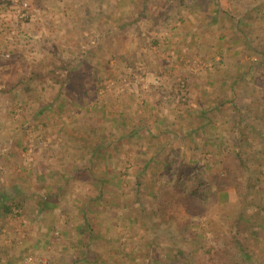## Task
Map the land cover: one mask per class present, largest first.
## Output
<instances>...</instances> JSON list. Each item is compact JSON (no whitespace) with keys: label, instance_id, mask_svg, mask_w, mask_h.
Returning <instances> with one entry per match:
<instances>
[{"label":"rangeland","instance_id":"1","mask_svg":"<svg viewBox=\"0 0 264 264\" xmlns=\"http://www.w3.org/2000/svg\"><path fill=\"white\" fill-rule=\"evenodd\" d=\"M259 58L264 0H0V264H264ZM179 164L211 200L185 237L136 204Z\"/></svg>","mask_w":264,"mask_h":264},{"label":"trees","instance_id":"2","mask_svg":"<svg viewBox=\"0 0 264 264\" xmlns=\"http://www.w3.org/2000/svg\"><path fill=\"white\" fill-rule=\"evenodd\" d=\"M264 65V59H260L257 60L255 62V65L250 66L249 69L252 70L253 68H260ZM247 73H245L243 76H246ZM224 102L221 101V104H223ZM202 114H205V111L202 110ZM144 124H140L137 127L138 132H141L142 130H144ZM236 127V126H235ZM236 129H240V125H237ZM234 129V131L236 130ZM237 132V130H236ZM241 133V132H238ZM241 135L239 134L238 136V140H237V145L240 146L241 143H243L242 139H241ZM150 159H152V162H157L155 157H151ZM170 163H172L171 161L168 163L165 162L162 166L167 167L171 166ZM241 164H243V161H241ZM205 168V166H203V169ZM164 171V170H163ZM162 170L158 173L155 174L156 177H158V179H162L164 177H167L168 175H165V173ZM191 171L189 166H186L184 164H179V166L176 168L175 172L173 174H171V176H169L168 179H166V183L165 185H161L159 186V188H157L156 190H154L153 197L151 198V202H149V205H146L147 207L141 206L140 203H136L138 205L137 209H140L142 211H151L153 212L154 217H156L158 220L156 222V225L159 226L160 224L163 223H167L170 221H173L175 219H177V217L180 215L179 211L181 213V209H184L183 213V217L187 220H184L185 222L183 224H179L177 227V231H179L183 237H185V232L188 230L189 225L188 224L190 221H192L193 219H195V217L197 216V218H200L198 215L200 213H197L195 215L194 211L195 210H201V211H206L207 208L209 207V205L211 204V200H209L208 202H203V200H201V198L197 195V192L193 189V187L189 184L188 179L189 177L193 176L191 174ZM164 173V174H163ZM97 176L93 177V179L97 182V186L100 187L98 194L95 196L90 195V200H99L101 199L106 192V185H105V178L103 177H99L98 179L96 178ZM170 177L172 179H170ZM212 180H208L211 181L209 184V188L207 190V192H209V190H211L212 188H214L213 193L210 195V197L215 198V201L219 200H227L228 199V183L227 180L229 181L227 176H215V174H213ZM186 181V183H185ZM138 182V181H137ZM140 183H138V187L136 188L135 192H134V201H140V196H142V192H141V186H139ZM185 184V185H184ZM104 187V188H103ZM140 187V188H139ZM145 194V192H144ZM181 197V200H177L178 197ZM182 197H184V200H182ZM221 197V198H220ZM211 198V199H212ZM5 196L0 197V216L3 215L4 213H9L11 211V207L8 206V204L5 202ZM89 200V201H90ZM175 202H187L189 204L186 205V203H175ZM184 206V207H183ZM179 214V215H178ZM203 216L205 215L204 212L201 213ZM239 222L242 220H248L245 217V214H241L239 217ZM189 221V222H188ZM155 223V222H154ZM240 246H247L244 242H240ZM187 255V257H189V253L187 251H183L182 254ZM242 254H244L243 259H247V258H252V255H247L246 251H243ZM217 259L219 260L220 256L217 254ZM134 261H136V258L134 257ZM217 261V260H216ZM201 264H204L203 262H201ZM219 264V263H216Z\"/></svg>","mask_w":264,"mask_h":264},{"label":"crops","instance_id":"3","mask_svg":"<svg viewBox=\"0 0 264 264\" xmlns=\"http://www.w3.org/2000/svg\"><path fill=\"white\" fill-rule=\"evenodd\" d=\"M99 143H101V142H99ZM96 200H90L89 202H87V204H85L86 205V207H83L82 206V208H84V210H87V209H89V210H94V211H92V212H94L93 214H90V215H96V213H98V211H101L102 210V207H100V209H98V207H97V205H96V202H95ZM83 210V211H84ZM98 215V214H97ZM103 216V215H102ZM104 217V216H103ZM82 222V221H81ZM83 223L84 224H87V218L84 216V218H83ZM83 223H81V224H83ZM79 225V223L77 224V226ZM80 229H82L81 227L79 228V230ZM85 231V230H84ZM84 231H82V232H84ZM82 232H80V233H82ZM94 233V234H93ZM73 234H75V233H72L71 235H73ZM99 234H101L100 232H99ZM99 234H96V232H93V231H86V233L85 234H82V235H84V236H86L87 238H88V240L90 241V240H92V239H94L93 237L94 236H96L97 238L99 237L98 235ZM78 235H80V234H78ZM73 240H76V244H78V238L76 237V236H72V242H73ZM86 240V239H85ZM82 253V255L81 256H79V254H78V257H86V256H88V252L86 251L85 252V254L83 253V252H81ZM87 253V254H86ZM73 264H81V263H79L77 260L75 261V262H73ZM83 264V263H82Z\"/></svg>","mask_w":264,"mask_h":264},{"label":"built area","instance_id":"4","mask_svg":"<svg viewBox=\"0 0 264 264\" xmlns=\"http://www.w3.org/2000/svg\"><path fill=\"white\" fill-rule=\"evenodd\" d=\"M159 81V80H158Z\"/></svg>","mask_w":264,"mask_h":264}]
</instances>
